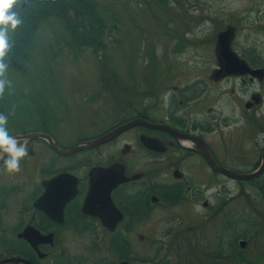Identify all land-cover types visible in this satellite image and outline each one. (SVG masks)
Listing matches in <instances>:
<instances>
[{
	"label": "flooded vegetation",
	"instance_id": "1",
	"mask_svg": "<svg viewBox=\"0 0 264 264\" xmlns=\"http://www.w3.org/2000/svg\"><path fill=\"white\" fill-rule=\"evenodd\" d=\"M252 23L258 24L263 39L250 29L237 34L233 26L230 45L241 61L264 70V27L256 17ZM213 56L209 79H220L223 84L237 80L244 92L256 83L247 96L250 107L243 102L242 111H231L230 118L219 111H187L197 99L181 98L183 88L177 86L162 111H123V122L143 118L167 127L134 126L86 151L91 165L122 164L125 179L114 186L117 168L101 173L107 178L100 179L95 177L99 173L85 170V157L79 156L82 151L63 157L41 140L26 141L29 152L21 160L20 171L9 173L2 163L0 260L20 259L8 264H182L183 244L194 254L185 264H228L229 251L238 257L237 243L228 246L208 235L213 226L212 207L227 201L222 198L227 193L223 187L212 192L213 176H225L212 168L208 157L236 171L242 170L246 153L249 157L256 154L252 163L260 162L264 136L253 144L255 151L245 153L242 141L236 140L233 149L214 141L213 133L220 125H228L227 121L253 123L264 130V73L261 77L249 72L230 74L228 61L216 46ZM37 149L47 151L43 166L36 165L38 158L33 154ZM69 168L76 178L75 192L68 191L69 181L53 180ZM43 180L48 181L47 189ZM215 232L223 236L222 230ZM140 243L142 251H134V244Z\"/></svg>",
	"mask_w": 264,
	"mask_h": 264
},
{
	"label": "rangeland",
	"instance_id": "2",
	"mask_svg": "<svg viewBox=\"0 0 264 264\" xmlns=\"http://www.w3.org/2000/svg\"><path fill=\"white\" fill-rule=\"evenodd\" d=\"M96 1L104 15L110 18L115 14L118 19L114 17L113 23L116 28L111 30L107 37L108 46L104 49L105 63L99 61L100 51L97 55L92 52L100 49V46L95 44L94 49L87 44L80 48L71 41L62 17L46 18L38 27L32 49L29 51L31 59L28 68H25L27 73L12 72L9 75V87L12 92L6 109L7 122L13 120L12 116L17 111H29L37 118L36 111H40L41 104H46L49 107L48 111H71L73 118L71 113L67 118L62 114L58 127H53V131L56 128V135L68 143L79 136L93 135L102 126L107 127L110 118L123 117L121 111H140L150 104L156 105L158 101L150 91L157 87L160 89L158 97L161 98L172 88L191 83L199 77L207 80V90L198 93L197 101L191 103L187 111H219L229 118L231 111H242L240 105L243 106L249 92L256 88V83L249 86L248 92H244V89L238 87L237 80L223 84L220 79H209V70L213 64V48L207 40L213 38L217 31L216 27L230 23L235 14L248 12V8L254 4L255 6L260 4V10L252 12L254 16L263 14L264 0H180L182 3H177L176 0ZM178 5L189 6L190 16L198 15L201 18L192 25L196 29L191 26L182 32L181 41L179 35L184 25L182 18L185 10L178 8ZM248 17L246 24L240 27L242 30L240 33L250 29L258 32L263 39L262 30L258 25L253 26L252 16L247 15ZM257 20L259 21L258 17ZM260 20L264 22V17ZM190 21L188 20L189 24ZM175 39L178 40L175 42L178 47L180 42L183 43L181 52L175 51ZM50 81L53 83L49 84ZM145 83L158 86L145 87ZM90 89L97 96L93 101L88 97L84 99L87 92L92 95ZM200 101L202 104H197ZM156 108V111L165 109L160 104ZM32 120L20 115L16 118L15 126H24ZM227 123L228 125H220L213 133L214 141L235 149V141L240 140L247 147L250 146L247 151L256 150L253 144L264 136L258 126L242 122ZM37 155L39 157L36 165H39L46 154L39 151ZM245 155L244 167H251L256 154L250 157L247 153ZM246 185L253 190L251 183ZM229 187L236 188L231 181ZM254 196L259 198L255 190ZM238 203L245 207L244 201ZM259 203L260 208L264 210L262 196ZM219 219L223 221L219 223ZM228 219L227 214L213 217V226L217 225L219 228L209 227L208 235L216 236L231 246L239 228L232 225L228 229L226 227ZM215 230L228 231L221 236ZM208 243L201 245L207 246ZM253 243L254 239H251V249ZM135 247H137L135 251H142L141 243ZM185 247L187 251L190 250L188 245ZM259 247L261 264L264 263V237L260 238ZM227 258L228 264H245L234 261L236 258L231 251L228 252Z\"/></svg>",
	"mask_w": 264,
	"mask_h": 264
},
{
	"label": "trees",
	"instance_id": "3",
	"mask_svg": "<svg viewBox=\"0 0 264 264\" xmlns=\"http://www.w3.org/2000/svg\"><path fill=\"white\" fill-rule=\"evenodd\" d=\"M68 8L75 10L78 20H71L70 23L67 21L65 12ZM17 10L22 14L19 33L15 35L16 39L12 38L9 41L10 47L6 50L5 56L0 58L7 65L0 73V80L5 81L3 88L0 89V113L3 114L6 113L9 103L10 89L5 78L8 70H14L21 74L27 73L25 70L28 62L26 49L29 47L36 29L46 18L50 16L62 17L71 41L78 44L79 47L88 44L95 49L94 45L96 44L106 48L108 46L107 37L110 31L115 28L109 24L110 18L104 15L96 0H26V4ZM15 59L17 63L14 62ZM40 111H46V104L41 105Z\"/></svg>",
	"mask_w": 264,
	"mask_h": 264
},
{
	"label": "clouds",
	"instance_id": "4",
	"mask_svg": "<svg viewBox=\"0 0 264 264\" xmlns=\"http://www.w3.org/2000/svg\"><path fill=\"white\" fill-rule=\"evenodd\" d=\"M16 0H0V58L4 57L10 47L9 32L22 23V18L13 6ZM7 67L0 59V73ZM5 81L0 80V89ZM8 116L0 113V163L9 173L20 171L21 160L28 154L27 142H21L17 136L11 135L7 127Z\"/></svg>",
	"mask_w": 264,
	"mask_h": 264
},
{
	"label": "water",
	"instance_id": "5",
	"mask_svg": "<svg viewBox=\"0 0 264 264\" xmlns=\"http://www.w3.org/2000/svg\"><path fill=\"white\" fill-rule=\"evenodd\" d=\"M219 42L221 43V45L223 47H226L225 34H223V35L220 34ZM141 122H144V121L139 120V119L131 120L130 122L125 123V124H121V125L117 126L116 128H114L113 130H111V131H109V132H107V133H105V134H103V135H101L99 137H96V138H93V139H89V140H85L82 143H77L72 148L67 149V150L60 149L58 147V145L52 140V138L49 135H46L45 133L35 132V133H29V134L23 135V136L28 137V138H35V137H38V136H44V137H46L47 139L50 140L51 146L56 151H58L59 153L68 154V153H72V152H74L76 150L92 147L94 145H97V144H100V143H102L104 141H107V140L113 138L115 135H117L120 131L126 129L127 127L132 126L134 124L141 123ZM15 136H17L18 138L23 137V136H20V135H15ZM262 167H263V165L259 168V170ZM259 170L256 171V172H253V173H249V174H239V173H233V172H230L229 174L232 175V176L238 177V178L247 179V178H251V177L256 176L260 172ZM8 261H13V259H8ZM0 264H1V262H0Z\"/></svg>",
	"mask_w": 264,
	"mask_h": 264
}]
</instances>
